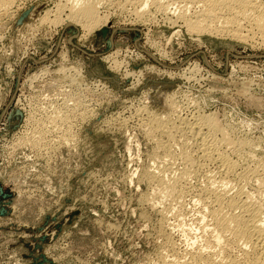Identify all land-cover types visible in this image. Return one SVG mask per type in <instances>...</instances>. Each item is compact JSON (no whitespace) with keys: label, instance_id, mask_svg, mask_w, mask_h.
I'll return each mask as SVG.
<instances>
[{"label":"rangeland","instance_id":"1","mask_svg":"<svg viewBox=\"0 0 264 264\" xmlns=\"http://www.w3.org/2000/svg\"><path fill=\"white\" fill-rule=\"evenodd\" d=\"M100 2L91 31L66 0L0 12V264H191L221 250L210 189L264 202V39L190 31L176 2ZM201 115L238 146L220 145L233 175L190 132Z\"/></svg>","mask_w":264,"mask_h":264},{"label":"bare ground","instance_id":"2","mask_svg":"<svg viewBox=\"0 0 264 264\" xmlns=\"http://www.w3.org/2000/svg\"><path fill=\"white\" fill-rule=\"evenodd\" d=\"M100 1H106V0H66L67 4L66 5L64 4V7L65 6H66V8L68 7L67 9H69V12H70V15L68 17L72 21H74L78 24L79 23L82 24L83 27H86L89 31H91L94 28H96L101 21L98 17V4H101ZM135 1L138 2V4L140 5V7L142 9L146 10L147 6L149 7V5L152 4L153 7H155L160 12L161 11L166 12L168 10V8H170L169 7L170 4H172V3L174 4L176 2L178 4L179 3L182 4L183 5L181 8L182 11L179 15V18L181 16V19L185 20V23H187L190 31L212 32V33H214V32H218V33L224 32L225 33L227 31H229L227 33H230V36H233V38L235 37L238 40L239 39L243 40L244 35H242L240 33L239 29L241 28V26L243 27L244 23L245 24L248 23L249 27H250L249 30L251 31V33L252 32L257 33V35L259 34L261 36V38L264 39V0H135ZM131 2H132V0H131ZM12 3H13V0H0V12L5 11V9H7ZM192 4L193 5L199 4V7H198L199 11H197L198 12L197 15H199V16L195 15L196 18L193 17L196 19V21H194L193 19L188 17V13L191 10L190 5H192ZM139 10H140V8H139ZM139 10H137V11L135 10L136 11L135 13L138 12L137 15H139V13L141 14V10L140 11ZM145 10H142V11H145ZM193 11H195V10H193ZM146 12H144V13H146ZM141 15H139L138 17L140 18ZM69 18H67V19H69ZM221 18H223L225 20L224 21L222 19L223 22H225L224 23L225 25L224 26L220 25L221 29L219 27L218 28L212 27L213 24H215L216 22H213V24L209 23L210 20L212 22L213 20L215 21L216 19L218 20ZM253 36H254V34H253ZM197 118H198V116H197ZM192 123H193V121H192ZM188 124L189 123H187V125ZM192 126H191L192 131L190 130V132L193 133L194 132L193 130H195V133L202 140L201 141L202 143L200 142L201 143L200 146L202 149H200V150L203 151L204 157H206L207 160L215 159V161L216 160L219 161L222 164L224 175H227V176L231 175V174L233 175L235 173V164L229 159V157H227L221 151L222 149H220V145L224 141V143H227L230 145L234 144V146L237 148H238V146H236V143L233 141H232L233 143L231 141L229 142L230 139H228L226 137V135H225L226 133L224 132V129H222L218 125L216 119L213 116H202L201 115V117L198 119L194 118V123L192 124ZM204 128L207 130L206 132L204 131ZM218 134L219 135L222 134L223 138L217 139L216 135L218 136ZM234 141H236V140H234ZM244 144L247 145L248 143H245L243 141L237 142V145H239L241 147ZM249 146H251V145L249 144ZM183 175H185V174H183ZM251 176L252 177L256 176L257 178H258V176H260V175H258L257 169L253 170V172L251 173ZM210 182H211V180H210ZM260 182H262V181H260ZM260 182H258V183H260ZM263 182L261 184H263ZM210 184L212 187V183H210ZM210 184L208 183V185H210ZM224 185H226V184H224ZM174 186L177 187V184H175ZM170 187H171V185H170ZM170 187H168V188L170 189ZM172 188H173V186H172ZM214 189H215V187H214ZM165 190H163V192ZM206 190H207V188H206ZM204 191H205V189H204ZM229 191L230 190H227L226 186H225V187H223L222 190H215L214 191V190L210 189L209 190L210 195L207 194L210 196L209 200L212 201V202L209 201V203L211 202V205H213V207L208 205V206L212 207L211 210H209V211H210V217L212 219L211 220L212 224L210 225V227L211 228L213 227V229L208 228L209 225L206 228L204 227V229H207L208 232L210 230H212L211 231L212 234L209 232L213 236L212 242L215 244L216 247L217 246L220 247L221 250L220 249L219 250H220L221 254L215 253L218 250H216L213 253L210 251L211 253H209L206 251L207 248H204L206 250L203 251V249H201L202 247L200 249L195 247L197 249H195L194 252H191L190 254H188V255H190L189 259H191V262L189 261V263H191V264H264V202L260 203V202H258L259 200L255 201V198L253 199L254 196L247 195L245 192V189H243V188L238 189V191L236 193L232 192V193H235L234 195H229ZM207 192H208V190H207ZM164 193H166V192H164ZM204 193H206V191ZM172 194H173V192H172ZM170 195H171V192H170ZM202 196H203V194H202ZM250 196H252V197H250ZM259 197H260V195H259ZM208 206H206V207L208 208ZM207 208H206V210L209 209V208L208 209ZM209 211L207 213H209ZM204 213H206V212H204ZM206 219H207V217H206ZM205 245H207V247H208V244H205ZM211 248H213V246ZM234 249L239 251L242 254V255H240V256H242L241 258H239V255L237 256V253H234V251H235ZM192 251H193V248H192ZM217 254H220L221 258L219 257V259H218ZM215 257L218 260H216Z\"/></svg>","mask_w":264,"mask_h":264}]
</instances>
